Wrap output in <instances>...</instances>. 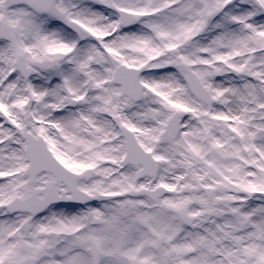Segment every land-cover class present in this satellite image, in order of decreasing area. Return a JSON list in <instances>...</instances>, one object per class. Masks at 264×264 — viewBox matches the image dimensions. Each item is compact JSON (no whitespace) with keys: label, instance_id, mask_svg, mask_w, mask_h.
I'll use <instances>...</instances> for the list:
<instances>
[{"label":"snow or ice","instance_id":"1","mask_svg":"<svg viewBox=\"0 0 264 264\" xmlns=\"http://www.w3.org/2000/svg\"><path fill=\"white\" fill-rule=\"evenodd\" d=\"M0 264H264V0H0Z\"/></svg>","mask_w":264,"mask_h":264}]
</instances>
